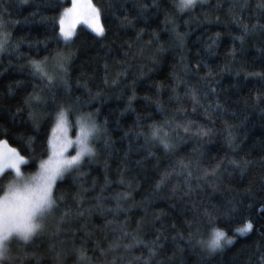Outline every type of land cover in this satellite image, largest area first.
Masks as SVG:
<instances>
[{"label":"snow or ice","instance_id":"snow-or-ice-1","mask_svg":"<svg viewBox=\"0 0 264 264\" xmlns=\"http://www.w3.org/2000/svg\"><path fill=\"white\" fill-rule=\"evenodd\" d=\"M198 2L174 0V7L178 12H191ZM149 7H159L157 0H152L151 5L141 2L138 5L139 14L142 15ZM248 7V0H233L229 7L231 22L239 26V35L232 38L234 42L239 41L241 46L250 34L258 29L264 30V24L258 19L249 24L239 15ZM255 7L264 13V0H258ZM208 18L209 14L205 12L204 19ZM216 19L219 20V17ZM133 20L127 14L119 17L121 26L131 24ZM165 21L178 50L177 63L173 65L170 84L152 81L155 99L147 93L144 99L154 102L156 109L163 111L160 93L167 88L168 102L175 105L171 110L172 118L156 121L147 117L149 122L144 124L137 114L136 121L121 131V139L127 141L126 147H116L109 118L105 116L99 119L106 89L117 88L121 81L127 80L129 66L125 61H117L120 70L111 80L105 63L103 80L95 89L86 77L77 79L76 85L83 90V94L73 95L68 68L71 51L55 53L51 65L48 57L29 60L28 70L40 83L33 84V91L28 93L24 103L29 108L28 115L34 128L39 126L41 115H47L48 124L45 125V140L40 155L35 158L22 155L11 145L5 147L7 140L0 138V180L7 175L22 176V164L25 167L28 163L37 165L36 171L30 174L36 178L37 187L21 211L9 212L6 216L0 201V264H32L33 261L42 264L43 252L37 251L33 245L36 240L44 238L48 240V249L54 250L56 264H61L68 251L74 252L77 260L84 264H170L172 256L165 255L167 246L175 245L172 250L175 255L183 248L180 241L191 244L194 234H199L202 228L208 231V239H198L197 243L209 253L231 244L235 235H246L254 230L250 216L241 217L242 225L233 229L234 235H228L224 228L217 226L218 217L228 221L235 218L241 211L240 201L229 198L216 205L203 196L199 203L195 199L199 192L208 187L216 189L222 186L225 175L230 176L236 170L244 173L251 161L243 156L238 157L236 149L239 145L232 132L233 125L225 122L224 135L229 151L207 165L200 163L199 144L204 143L205 137L213 135L214 129L192 120L186 101L191 104V113L201 112L208 117L209 124L213 123V114L226 115L229 109L219 98L221 90L216 87L215 73L211 68L204 64L205 71H201L199 58L195 63L187 59L184 44L187 33L179 31L177 20L171 14L165 13ZM81 22L87 24L97 36H103L106 32L101 9L93 0H71L54 17L58 36L66 43L71 42L74 29ZM5 26V21L0 17V52L8 48L9 33L4 30ZM152 35L159 41L155 32ZM219 35L217 32L206 39V50L211 51ZM147 43L150 45L152 41ZM12 47L18 49L16 44ZM165 51V43H157L150 59L155 61ZM235 51V47L229 49L232 55ZM144 75L143 71L134 72L133 80L125 84L131 94L127 96L121 112L132 109L136 81ZM245 75L249 73L245 72ZM251 75L264 76V73L253 72ZM20 83L16 81V84ZM180 88H183V92L179 91ZM11 91L12 87L9 86ZM93 101L97 102L96 107H92ZM39 108H46L48 112L36 111ZM177 114H183L182 121L175 119ZM186 138L199 142L197 149H193L187 158L176 155L178 144ZM33 142L34 138L29 136L28 143ZM153 148L157 151H153ZM161 149L163 157L170 158L163 169L161 165L164 162L158 155ZM141 152L143 155H139ZM133 154L139 156L134 162L131 161ZM114 155L119 163L115 172L110 174ZM93 164H99L103 169L102 182L96 176H92L91 183L88 182L87 178L91 176L89 166ZM149 169L154 170L152 175L148 174ZM138 175L151 188V194L141 201H136L132 195L133 191L141 188L140 180L136 178ZM69 176L72 182L67 189L58 191ZM261 183L264 186V180ZM113 185L119 190L110 191ZM166 189L168 195L165 197L162 193ZM155 198L191 201L193 219L184 221L189 229L187 233L180 231L175 222L166 226L163 209H154L151 214L147 212L146 204ZM258 203V211L264 212V199ZM138 208H144V214L137 217L132 226L128 213ZM251 208L250 203L245 211ZM94 216L99 217L101 222L94 223ZM121 216L123 219H120ZM48 222L54 224V231L47 230ZM57 238L61 244L70 241L71 248H57ZM256 248L259 253L256 264H264V245L257 244Z\"/></svg>","mask_w":264,"mask_h":264},{"label":"trees","instance_id":"trees-1","mask_svg":"<svg viewBox=\"0 0 264 264\" xmlns=\"http://www.w3.org/2000/svg\"><path fill=\"white\" fill-rule=\"evenodd\" d=\"M143 2L151 5L152 0H93L102 12V22L106 32L103 36H97L87 24L78 23L71 42H65L58 36V28L54 27V17L59 11L68 6L71 0H0V17L5 21V31L9 33L8 48L0 52V138L7 140V145L17 148L26 157H38L45 140V125L48 124L47 115H41L39 126L33 127L28 112L29 108L24 100L28 93L33 91V84L39 85L38 78L34 79L28 70V62L31 59L48 57V62L53 63L54 54L60 51L72 56L69 61L70 83L73 95L83 94V90L76 85V80L86 77L90 86L94 89L101 83L105 74V63L108 65L109 80L120 70L117 61H125L129 66L127 80L121 81L117 88L106 89V98L101 103L99 119L109 118V127L113 131L116 147L127 146V141L121 139V131L136 121L137 114L142 119L141 123H148L147 117L160 121L172 118L171 110L174 104L168 102L169 91L167 88L160 93V100L164 110L158 111L154 102L144 99L145 93L155 99V88L152 81H162L165 85L171 82L173 65L177 63L178 50L174 39L169 33V26L165 21V13L171 14L177 20L179 31L186 32L184 39L185 55L189 61L195 63L199 58L201 71H205L207 64L215 73L216 87L220 89L219 98L229 109L226 115L213 114V123H208V117L197 111L191 113V104H188L189 117L200 124H208L214 129L213 135L204 138V143L199 144L194 138H186L178 144L176 155L186 158L193 149H197L200 155V163L207 165L213 159H219L228 151L225 142L224 123L233 125L232 132L237 138L239 147L236 149L238 157L251 161L244 173L239 170L224 176L223 185L213 189L208 187L199 192L195 199L200 202L201 196L212 204H222L229 198L240 201L241 211L233 220L217 218V226L224 228L228 235H234L233 229L242 225L243 216L253 219L254 230L246 235H237L231 244L223 249L209 253L197 243L198 239H208V231L201 229L199 234H194L191 244H185L181 251L173 255L175 245L169 244L165 252L166 256H172L170 264H256L259 255L257 244L264 245V212L258 211L259 201L264 199V76L251 75L253 72L264 73V30H256L245 40L243 46L239 41H233V35H239V26L232 23L229 15V7L233 0H199L193 11L178 12L174 7V0H157L159 7H149L143 14H139L138 5ZM178 2V0H175ZM249 7L239 13L246 22L251 24L257 19L264 24V13L255 6L258 0H248ZM209 14L207 20L204 13ZM128 15L134 20L131 24L121 26L119 17ZM219 17V20L216 18ZM188 23L185 24L184 21ZM143 29V31H140ZM139 32V36L137 33ZM155 32L159 41L154 39ZM219 32L215 46L209 52L204 45L206 39ZM152 41L149 45L147 42ZM164 42L166 51L158 56L155 61L150 59L157 43ZM18 45L13 48L12 45ZM171 45V46H169ZM235 47L234 55L229 49ZM143 49V51H141ZM127 53V55H125ZM144 72V77L137 79L135 85L136 97L132 103V109L121 112L125 108L127 96L131 94L125 84L133 80V73ZM245 72L249 75H245ZM16 81L22 83L16 84ZM9 86L12 91L9 92ZM183 92V88L179 89ZM211 98V97H210ZM97 102H92L96 107ZM20 109L17 112V109ZM36 111L47 113L48 109L39 108ZM15 113V115H13ZM177 120H183V114H177ZM117 122L119 127H117ZM182 131V129H181ZM29 136L34 138L32 144L28 143ZM142 140V138H141ZM153 151H157L153 148ZM139 155H143L141 152ZM162 161L161 169L168 159L163 157L162 149L159 150ZM139 159L132 155L131 161ZM25 163H28L27 161ZM119 163L114 155L111 160V173H114ZM35 163L22 164V171L30 174L36 170ZM91 176H96L102 182L103 169L99 164L89 166ZM154 170L149 169V175ZM195 174V173H194ZM12 175L4 176L0 185L6 182ZM141 188L133 191L136 201H141L144 196L151 194L149 185L140 179ZM158 178V177H157ZM72 182L71 176L64 181L58 191H64ZM154 182V181H153ZM250 189L251 191H245ZM111 190H119L115 185ZM163 196L168 195L166 189ZM250 211H245L249 204ZM147 212L151 214L154 209H163L165 212L164 224L176 227L185 233L189 231L184 221L193 219L191 201L177 199L155 198L146 204ZM144 214V208L132 209L128 215L134 226L135 219ZM123 219V216L120 217ZM94 223H100L99 217H93ZM47 230L54 231V224L48 222ZM170 235V233H169ZM77 243L79 241L77 240ZM48 240L38 239L34 247L43 252L42 264H56L54 250L47 247ZM90 247V246H89ZM57 248L70 249L71 242L60 243L57 238ZM35 264V261L32 262ZM61 264H84L78 261L74 252L68 251L62 258Z\"/></svg>","mask_w":264,"mask_h":264},{"label":"clouds","instance_id":"clouds-1","mask_svg":"<svg viewBox=\"0 0 264 264\" xmlns=\"http://www.w3.org/2000/svg\"><path fill=\"white\" fill-rule=\"evenodd\" d=\"M37 180L30 174L11 176L0 185V201L7 216L9 212L21 211L26 200L33 195Z\"/></svg>","mask_w":264,"mask_h":264},{"label":"rangeland","instance_id":"rangeland-1","mask_svg":"<svg viewBox=\"0 0 264 264\" xmlns=\"http://www.w3.org/2000/svg\"><path fill=\"white\" fill-rule=\"evenodd\" d=\"M76 26H77V25H76ZM75 28H76V27H75ZM74 31H75V29H74ZM5 147H7V146H5ZM35 171H36V170H35ZM35 171H34V172H35ZM34 172H32V173H34ZM30 174H31V173H30ZM236 236H237V235H235V237H236Z\"/></svg>","mask_w":264,"mask_h":264}]
</instances>
